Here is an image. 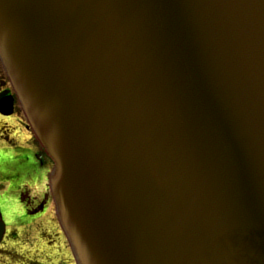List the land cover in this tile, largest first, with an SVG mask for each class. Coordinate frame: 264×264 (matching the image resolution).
I'll return each instance as SVG.
<instances>
[{"label": "water", "instance_id": "1", "mask_svg": "<svg viewBox=\"0 0 264 264\" xmlns=\"http://www.w3.org/2000/svg\"><path fill=\"white\" fill-rule=\"evenodd\" d=\"M0 61L76 264H264V0H0Z\"/></svg>", "mask_w": 264, "mask_h": 264}, {"label": "flooded vegetation", "instance_id": "2", "mask_svg": "<svg viewBox=\"0 0 264 264\" xmlns=\"http://www.w3.org/2000/svg\"><path fill=\"white\" fill-rule=\"evenodd\" d=\"M8 91L12 93L6 81L0 86V97ZM17 106L14 100L12 113L6 115L0 112V125L4 129L9 126L4 123L3 118L9 116L17 118L21 126L14 128L15 135L8 129L6 139L0 142V154L12 152L5 159L0 158V188L5 187L13 192L18 201L7 215L0 208L6 222V232L0 243V264H56L52 257L46 256L53 252L48 251L40 239L53 226L56 237H62L61 243L70 251L50 191L49 175L53 160L35 140L31 128L24 121L26 118L22 110L17 109ZM32 188H37L34 193ZM6 257L10 260L5 259Z\"/></svg>", "mask_w": 264, "mask_h": 264}, {"label": "rangeland", "instance_id": "3", "mask_svg": "<svg viewBox=\"0 0 264 264\" xmlns=\"http://www.w3.org/2000/svg\"><path fill=\"white\" fill-rule=\"evenodd\" d=\"M0 70L3 72L1 63H0ZM3 74H4V72H3ZM7 84L10 86L8 81H7ZM17 105H18L17 109L21 110L19 108L20 105L19 104H17ZM3 119H4V123H7V125L9 126L8 129H10L13 132V135H15V133H16V130H14V128H16V127L21 128V126L19 124V120H17V118L9 116V117H5ZM0 120H2V119H0ZM24 121L27 122V120H25V119H24ZM8 129H4L3 125H0V142H1V140L6 139V135L8 134ZM19 132H22V131H19ZM35 140H36V138H35ZM11 154H12L11 151H8L5 153L1 152L0 158L5 159L6 157L10 156ZM1 159H0V161H2ZM35 189H37V188H32L31 191H33V193H34ZM16 202H18V201L15 199L13 192L7 190L5 187L0 188V208L2 209V211H5V214L13 206L16 205ZM47 227H49V226H47ZM50 229H51V231L47 235L42 236L40 238L41 241L43 243H45L44 245L47 248V250L53 252V253H48V255H46V256L48 258L52 257L54 259V262H56V264H73V261L71 260L73 258L70 255V251H68L66 249L65 245L63 243H61V241H60L62 237H56L55 229L53 228V226H51ZM51 242H53L52 244L55 247H53ZM35 243L36 242H34V244ZM5 259L10 260L9 257H6Z\"/></svg>", "mask_w": 264, "mask_h": 264}, {"label": "trees", "instance_id": "4", "mask_svg": "<svg viewBox=\"0 0 264 264\" xmlns=\"http://www.w3.org/2000/svg\"><path fill=\"white\" fill-rule=\"evenodd\" d=\"M6 82V78L3 74V72L0 70V86H3Z\"/></svg>", "mask_w": 264, "mask_h": 264}]
</instances>
